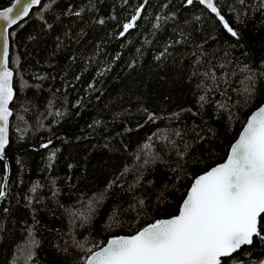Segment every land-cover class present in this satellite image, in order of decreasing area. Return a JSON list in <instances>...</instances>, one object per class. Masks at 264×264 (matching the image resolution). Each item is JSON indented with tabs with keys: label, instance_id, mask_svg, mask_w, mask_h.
<instances>
[{
	"label": "trees",
	"instance_id": "obj_1",
	"mask_svg": "<svg viewBox=\"0 0 264 264\" xmlns=\"http://www.w3.org/2000/svg\"><path fill=\"white\" fill-rule=\"evenodd\" d=\"M215 4L238 39L199 0H42L10 29L0 264H17L28 236L27 264H83L79 244L175 214L193 178L225 158L264 101V0ZM234 256L260 264L264 243Z\"/></svg>",
	"mask_w": 264,
	"mask_h": 264
},
{
	"label": "snow or ice",
	"instance_id": "obj_2",
	"mask_svg": "<svg viewBox=\"0 0 264 264\" xmlns=\"http://www.w3.org/2000/svg\"><path fill=\"white\" fill-rule=\"evenodd\" d=\"M187 2L191 4L192 0ZM39 3L40 0H15L11 7L0 10L5 33ZM201 3L219 17L231 36L239 38L213 0H201ZM138 16L139 11L131 22L124 24V32L134 27ZM8 63L5 35L0 52V157L9 142V117L13 115L9 109L14 95L13 72ZM245 70L247 66L241 69ZM203 75L215 83V74L206 72ZM241 83L243 93L251 97L253 77L248 76ZM199 100L205 102L206 96L201 95ZM218 106L225 107L223 104ZM35 190L34 187L32 191ZM4 195L0 189V197ZM139 203L143 205L144 202L140 200ZM89 204L91 207V201ZM254 238L264 243V106L249 117L239 139L232 145L227 161L194 180L178 215L156 220L133 235L113 237L106 245H93L98 249L95 251L93 247L85 249L83 243L78 247L87 252L81 258L83 264H224L225 258L232 259L234 264H246L244 260L235 259L234 254L245 246H252ZM260 264H264V260Z\"/></svg>",
	"mask_w": 264,
	"mask_h": 264
},
{
	"label": "water",
	"instance_id": "obj_3",
	"mask_svg": "<svg viewBox=\"0 0 264 264\" xmlns=\"http://www.w3.org/2000/svg\"><path fill=\"white\" fill-rule=\"evenodd\" d=\"M199 1H200V3H201V0H199ZM14 2H15V0H12L8 5H6V6H4V7H1L0 10H2L3 8H6V7H11L12 4H13ZM41 2H42V0H40V3H41ZM40 3H39V4H40ZM213 3L215 4V0H213ZM39 4H37V5H33L32 8L38 6ZM201 4H202L203 6H205L207 9H209L205 3H201ZM215 5H216V4H215ZM32 8L30 9L29 14H30ZM217 8H218V7H217ZM218 10H219V9H218ZM209 11H211V10L209 9ZM211 12H212V11H211ZM212 13H213V12H212ZM29 14H28V15H29ZM213 14H215V13H213ZM220 14H221V13H220ZM215 15H216V14H215ZM216 16H217V15H216ZM26 17H27V16H26ZM26 17H23L21 20H19V21L17 22V24H19V23H20L22 20H24ZM217 17H218V16H217ZM4 24H5V22L2 21V20H0V52H2L3 43H4L5 35H6L7 45H8V61H9V55H10V51H9V48H10V35H9V34H10V29H11L12 27H14L15 25H12V26L8 27V28H7V33H5V31H4V27H3ZM17 24H16V25H17ZM8 67H9V69L12 70V72H13V80H12V86H13L14 73H15V72H14V70L10 67L9 63H8ZM13 93H14V95H13V100H14V98H15V89H14V86H13ZM13 100L10 101V103H9V109H10V111H12L10 105H11V103L13 102ZM261 106H264V101H263L258 107H256L254 110H252V111L249 113V115L247 116L245 122L243 123V125H242V127H241V129H240V131H239V133H238V135H237V137L235 138V140H234V141L231 143V145L229 146V149H228V152H227V155L225 156V158H224L222 161H220V162L214 164L213 166H211V167H210L209 169H207L206 171L201 172V173H199L198 175H196V176L193 178V180L191 181V183H190V185H189V187H188V189H187V191H186V194H185V196L183 197V199L186 197L188 190H189V189L191 188V186H192V183L194 182V180H195L199 175H202L203 173L209 171L211 168L216 167V166H218V165H220V164H223V163H225V162L227 161L228 156L230 155L231 147H232L233 144H235V142L239 139L240 135L242 134L243 129H244L246 123H247V120H248L249 117H250L254 112H256ZM11 118H12V116L9 117L8 141H9V133H10V122H11ZM8 143H9V142H8ZM7 145H8V144H7ZM7 145H6V146H7ZM0 158H2V159H5V158H6L5 151H4V153H3V156L0 157ZM3 191L5 192V186L3 187ZM183 199H182V201H181V203H180V205H179L178 211H177L175 214L170 215V216H167V217L157 218V219L153 220L152 222H149V223L145 224L143 227H146V226H148L149 224L154 223L156 220L168 219V218H171V217H173V216H175V215H178V213H179V209H180V207H181V205H182V203H183ZM143 227H141V228H143ZM141 228H140V229H141ZM140 229H138V230H140ZM138 230H137V231H138ZM137 231H136V232H137ZM133 234H135V232L132 233V234H117V235L109 236L108 239L106 240V242H105L104 244H102L101 246L106 245L107 242H108V240L111 239V238H113V237H116V236H129V235H133ZM95 250H98V249L96 248V249H94V251H95Z\"/></svg>",
	"mask_w": 264,
	"mask_h": 264
},
{
	"label": "rangeland",
	"instance_id": "obj_4",
	"mask_svg": "<svg viewBox=\"0 0 264 264\" xmlns=\"http://www.w3.org/2000/svg\"><path fill=\"white\" fill-rule=\"evenodd\" d=\"M17 119L19 120L18 116H17ZM29 238H31V237H29V236L25 237L23 243H21L16 249V251L18 252L17 256L19 257L16 261L17 264H27L25 262V256H24V252L26 251V246L30 247L31 245H34L33 241Z\"/></svg>",
	"mask_w": 264,
	"mask_h": 264
}]
</instances>
